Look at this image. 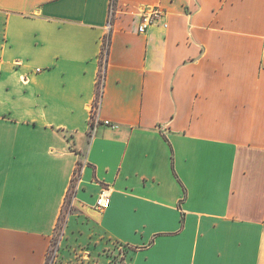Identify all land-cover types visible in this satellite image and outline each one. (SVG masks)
<instances>
[{"label":"crops","instance_id":"crops-1","mask_svg":"<svg viewBox=\"0 0 264 264\" xmlns=\"http://www.w3.org/2000/svg\"><path fill=\"white\" fill-rule=\"evenodd\" d=\"M111 7L0 0V264H47L72 187L56 264H264V0Z\"/></svg>","mask_w":264,"mask_h":264},{"label":"rangeland","instance_id":"rangeland-1","mask_svg":"<svg viewBox=\"0 0 264 264\" xmlns=\"http://www.w3.org/2000/svg\"><path fill=\"white\" fill-rule=\"evenodd\" d=\"M99 99H97V102H98ZM95 103V106L98 105V103ZM73 188V187H72ZM69 191L68 193V197H67V200H66V203H65V209L63 210V213L61 215V219H60V222H59V225L57 227V230L54 234V238H53V243L51 245V249L49 251V258H48V262L47 264H56L57 260H58V256H60V254L63 253L64 251V248H65V244L62 243V245L60 244V241L61 239L63 240V236H64V233H65V227H66V224H67V217H68V214H69V201H70V198L73 194V190ZM81 242L80 243H72V245H70L69 248H72L74 247L76 250L77 249H82V246H81ZM84 248V247H83ZM119 248V249H118ZM124 251L125 248H122L120 249V245L118 243H115V244H109L107 243V247H106V252L105 254L109 256H112L111 257V264H125L124 260H125V255L122 253H120V251ZM107 257V260H110L109 258ZM81 258V260H84L83 257H79ZM78 258V259H79ZM76 259V261H78L79 263V260ZM75 261V259L73 260ZM73 261H71V259H67V262L65 264H73ZM106 264H109V263H106Z\"/></svg>","mask_w":264,"mask_h":264},{"label":"built area","instance_id":"built-area-1","mask_svg":"<svg viewBox=\"0 0 264 264\" xmlns=\"http://www.w3.org/2000/svg\"><path fill=\"white\" fill-rule=\"evenodd\" d=\"M114 5H115V0H112L111 18L114 14ZM164 14H165V9L161 5L151 6L147 9H145L141 15L142 25H144L146 27V26L150 25L155 20L160 21V19L164 16ZM162 25L165 27L168 26L167 23H162ZM38 71H40V69H38ZM94 115H96V109H94V114H93V119L96 120ZM96 122H98V121H96ZM105 124H111V123H110V121H105ZM78 178H79V174L77 172H75V175L73 177V185L74 186H75V183L77 182ZM110 201H111L110 190L107 188H104L96 200V208L99 210H104L109 206Z\"/></svg>","mask_w":264,"mask_h":264},{"label":"trees","instance_id":"trees-1","mask_svg":"<svg viewBox=\"0 0 264 264\" xmlns=\"http://www.w3.org/2000/svg\"><path fill=\"white\" fill-rule=\"evenodd\" d=\"M100 84H101V78H100V80H99V88H98V90L100 91ZM98 91V92H99Z\"/></svg>","mask_w":264,"mask_h":264}]
</instances>
